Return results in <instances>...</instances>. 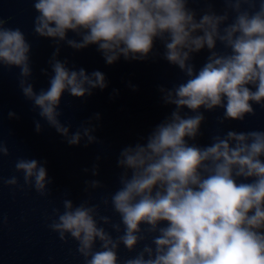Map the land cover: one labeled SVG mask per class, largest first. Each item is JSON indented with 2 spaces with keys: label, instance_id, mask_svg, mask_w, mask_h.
I'll list each match as a JSON object with an SVG mask.
<instances>
[{
  "label": "clouds",
  "instance_id": "obj_1",
  "mask_svg": "<svg viewBox=\"0 0 264 264\" xmlns=\"http://www.w3.org/2000/svg\"><path fill=\"white\" fill-rule=\"evenodd\" d=\"M216 2L34 0L38 14L33 31L52 38L55 44L48 61L53 73L50 86L39 92L30 81L31 43L20 28L6 27L8 20L0 16V68L20 69L23 96L70 146L82 140L85 147L102 143L93 135L96 125L92 123L101 114L95 113L70 133L71 124L60 119L63 94L91 96L94 89L107 88L108 81L99 70H74L67 66V59H58L61 42L76 50L95 44L111 65L121 56L147 59L158 39L164 46L163 59L186 77L171 88L159 86L162 102L175 107L152 129L146 142L121 149L116 191L93 203L91 192L105 185L86 180L87 199L75 203L65 198L62 209H52L48 227L65 243L69 239L76 242L84 264H264V131L229 129L213 135L211 144L203 147L189 142L202 135L205 111L223 109L216 119L224 125L255 115L253 104L264 108V0H221L219 12ZM190 3L206 7L198 14ZM69 30L81 39H69ZM204 49L209 55L197 70L193 54ZM41 72L47 75L48 70ZM130 86L135 90L136 86ZM8 116L18 118L12 111ZM35 130H43L40 120L35 121ZM9 154L0 139V159ZM46 164L20 158L15 170L23 173L24 185L15 175L0 176V182L20 188L26 185L47 196L53 179ZM91 172L99 175L98 165ZM65 196L70 193L65 191ZM109 205L118 222L102 214V208L107 211ZM6 221L7 217L0 216V223ZM142 242L135 256L121 260V245L132 252Z\"/></svg>",
  "mask_w": 264,
  "mask_h": 264
},
{
  "label": "water",
  "instance_id": "obj_2",
  "mask_svg": "<svg viewBox=\"0 0 264 264\" xmlns=\"http://www.w3.org/2000/svg\"><path fill=\"white\" fill-rule=\"evenodd\" d=\"M34 0H0V16L8 20L6 27L20 28L31 43L32 77L30 81L39 92L47 89L53 75L48 61L55 51L52 38L39 37L34 33V17L38 14L33 7ZM189 7L197 10L206 7L204 3H190ZM219 12L223 8L221 0L214 5ZM10 18V19H9ZM199 18V15L198 17ZM69 39L80 40L69 30ZM223 50L222 45H217ZM164 46L158 39L154 42L153 51L145 60H125L122 56L115 63L108 65L97 45L76 50L61 42L58 59H67V66L74 70L84 68L88 73L99 70L108 81L104 90L94 89L93 95L76 98L65 92L61 100L60 117L65 124H71L70 133L80 125L100 113L99 121L93 120L96 130L93 133L102 143H92L87 147L82 140L80 145L70 146L65 138L39 117L38 109L22 94L19 83V68H0V139L9 148V155L0 159V176L8 179L15 175L20 185H24L23 173L15 170V162L20 158L47 161L48 176L53 183L48 187L50 193L41 196L34 188L9 186L0 182V216L7 221L0 223V264H84V259L76 251V242L69 239L67 243L59 239L48 224V218L54 207L62 209V200L71 198L75 203L88 198L84 193L86 180H100L105 187L93 190V203H98L103 195L116 191L119 187L118 176L122 169L117 167V157L122 148L137 142H146L152 129L162 122L174 109V105H165L161 100L159 86L171 88L185 81L180 69L163 59ZM158 53V54H157ZM208 50L193 54L192 63L196 69L206 62ZM47 69V75L41 72ZM130 85L136 86L135 90ZM118 90V93H114ZM255 115H248L244 121H226L217 124V117L222 116L223 109L205 111V122L201 125L202 135L195 141L199 146L211 144V137L223 135L229 129L236 131H264V108L253 104ZM15 112L18 118L9 119L8 113ZM185 112L192 114L187 108ZM204 111V109H201ZM40 120L43 130H35V121ZM144 137L145 140H141ZM100 157L97 160V157ZM98 165L99 175L93 176L91 169ZM89 169L84 172V169ZM65 191L70 193L65 196ZM102 214L118 215L102 208ZM111 231L109 226H105ZM113 236L117 233L113 232ZM149 242V241H146ZM142 242L135 251L129 252L123 245L118 255L121 260L133 257L143 247ZM99 247V243H97Z\"/></svg>",
  "mask_w": 264,
  "mask_h": 264
}]
</instances>
